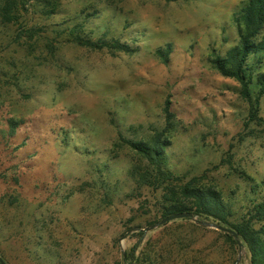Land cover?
<instances>
[{"label": "rangeland", "instance_id": "obj_1", "mask_svg": "<svg viewBox=\"0 0 264 264\" xmlns=\"http://www.w3.org/2000/svg\"><path fill=\"white\" fill-rule=\"evenodd\" d=\"M247 2L25 0L21 25L0 22L1 259L251 264L196 219L154 227L169 184L198 179L242 215L252 179L264 177V97L259 123L237 80L212 64L237 43L233 14ZM73 31L132 52L86 48ZM166 48L167 63L156 53ZM167 101L175 119L165 169L175 179L144 185L136 169L148 165L122 138L162 131Z\"/></svg>", "mask_w": 264, "mask_h": 264}, {"label": "trees", "instance_id": "obj_2", "mask_svg": "<svg viewBox=\"0 0 264 264\" xmlns=\"http://www.w3.org/2000/svg\"><path fill=\"white\" fill-rule=\"evenodd\" d=\"M24 6L25 0H2L0 22L4 25H21ZM233 21L238 27V41L224 56L216 54L212 64L222 77L237 80L241 88V97L256 106L251 112L250 119L260 123L263 120L259 117L257 105L264 97V0H248L233 14ZM73 34L74 42L86 48L132 52L129 44L120 41L108 42L103 38L93 41L77 34V31H73ZM156 53L164 62H168L169 48L160 49ZM164 111L166 125L162 131H156L138 142L122 138L123 142L134 149L148 165L147 172L139 167L136 169L138 182L144 185L172 183L175 179L174 175L165 169L166 150L170 146L168 135H171L174 129L175 119L169 101ZM252 182L250 186L251 194L254 196L251 199L252 205L242 215H237L221 192L199 183L198 179L178 187L169 184L170 189H167L169 204L163 207L164 217L186 213L191 214L192 219L184 220L190 222L196 219L197 226L207 227L205 223H210L229 228L238 235L242 243L241 248L249 253L250 263L264 264V177L261 182L253 179ZM220 233L234 245L239 246L229 233L222 231Z\"/></svg>", "mask_w": 264, "mask_h": 264}, {"label": "water", "instance_id": "obj_3", "mask_svg": "<svg viewBox=\"0 0 264 264\" xmlns=\"http://www.w3.org/2000/svg\"><path fill=\"white\" fill-rule=\"evenodd\" d=\"M192 219V215L191 214H186V213H175V214H172L170 216H168L167 218L163 219L161 222H159L158 224L154 225V227H158V226H161V225H165L169 222H173L175 220H178V219ZM205 225L209 228H212V229H215V230H218V231H222V232H227L229 233V235H231L238 243V245L240 247H242V243L241 241L239 240V237L238 235L232 231L231 229L229 228H225V227H222L220 225H217V224H210V223H205ZM150 229L147 228V229H144L142 230L143 232H147L149 231ZM0 263L1 264H7L3 259L0 258Z\"/></svg>", "mask_w": 264, "mask_h": 264}]
</instances>
